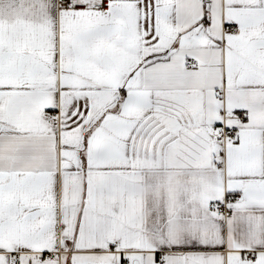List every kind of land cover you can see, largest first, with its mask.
Listing matches in <instances>:
<instances>
[{
    "label": "snow or ice",
    "instance_id": "1",
    "mask_svg": "<svg viewBox=\"0 0 264 264\" xmlns=\"http://www.w3.org/2000/svg\"><path fill=\"white\" fill-rule=\"evenodd\" d=\"M0 264H264V0H0Z\"/></svg>",
    "mask_w": 264,
    "mask_h": 264
}]
</instances>
